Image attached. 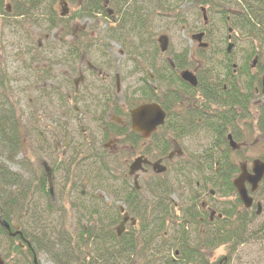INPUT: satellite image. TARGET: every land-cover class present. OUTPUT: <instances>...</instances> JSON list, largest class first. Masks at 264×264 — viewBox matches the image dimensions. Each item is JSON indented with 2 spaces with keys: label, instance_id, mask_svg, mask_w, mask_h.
<instances>
[{
  "label": "rangeland",
  "instance_id": "obj_1",
  "mask_svg": "<svg viewBox=\"0 0 264 264\" xmlns=\"http://www.w3.org/2000/svg\"><path fill=\"white\" fill-rule=\"evenodd\" d=\"M22 1L26 2L25 9L28 11V14L23 18L11 17V19H8L1 16L2 12L0 10V73L5 80L8 78L11 81L9 91L0 88V99L9 98V101L12 102L9 104L15 109L18 123H20V126L23 123L27 125V129L20 132L23 144L22 153L17 156L15 162L6 161L5 165L11 171L19 173V165L22 163L23 169L27 170H24L27 172L24 175L26 184L28 182L34 185L37 182L36 174L40 173L38 167L39 165L43 167V162H45L47 176L51 173V177L48 176V182L53 184L52 187L50 186L54 194L51 199L53 210L57 209V212L54 213L50 210L51 214H48L47 219L52 221L54 225L58 226L68 219L71 225L74 226L73 224L77 221V215L72 214V219L68 218L65 209L68 204L62 199L63 196L71 198L70 202H72L78 196V193H81V190L84 195H89L88 191H92L88 183L87 185L80 183V179L83 178V173L80 172L84 164L78 160L81 159L82 161L87 154V150H85L86 143H83L86 138L91 139V143H96L95 145L98 146L97 142L103 136L94 123V120L101 115V106L98 105L99 101H94L92 97L95 99V96L101 93L104 82L96 73L95 76L90 75V64L93 67L97 66L99 70L118 71L120 76L119 97L123 99V106L126 109H131L133 104L141 102L137 97L138 95H136V89L140 86L138 80L141 79L136 66L140 67L142 64L147 66L149 62H152L155 70H159L168 67L173 58L185 51L191 54L192 61H190L193 62L192 65L188 66L190 67L189 70L193 71L196 68L199 70L198 76L203 80L204 88L213 91L212 96H216V92L210 87L213 84L217 87L219 80H224V85H228L231 81L242 87L253 78L255 89L260 88L258 80L261 81L264 76V66H262L263 72L251 70L247 74L243 71L247 64L248 57L246 53H250L251 50L255 49L258 53L259 42L253 40L254 37L250 36L248 29L241 31L240 26L234 28L230 20L227 23L222 22L219 12H226V16L233 18L234 13H245V8L250 6L253 16H263L264 0H224L226 5L222 2L223 0H134V4L130 2H127V4H130V7L136 5L140 8V12L136 17L133 15L127 22L122 21L124 19V8L121 5L122 3L116 0L110 1L109 9L115 11L111 17L102 14L93 17L77 16V18L73 14L76 13L80 2H82L81 7H84L91 0H63L67 3V6H60L61 0H45L37 9L32 11L29 10L32 6L29 5L28 0ZM16 2L19 5L21 0H5L2 8L12 7L11 10L15 9ZM202 7L207 9V25L204 24ZM62 9L69 11L67 17L64 16L65 18L61 17ZM51 20H54L55 27H50ZM72 29L75 31V40L72 36ZM229 29H232L234 34L230 41H228ZM202 31L207 36L203 39V43L209 47L204 50L199 47L196 41L192 40V36ZM48 35L49 40L46 39ZM163 35L168 36L170 40L166 53L161 52L158 43V39ZM229 42L234 45L230 55L226 53ZM38 45H42L44 48H38ZM70 46L78 48L80 51L81 57H77L78 62L75 65L77 70L82 68L83 71H87V74L84 72L86 84L81 85L84 95L89 94L85 101L83 114L74 113L72 105L68 102L66 91L63 89L65 86L64 81H67L68 78V74L65 73L66 69L60 73L59 78H57L55 71L57 68L53 48H60V55L66 58L67 48ZM257 53L251 60H248V64L258 55ZM229 56H231L230 61ZM106 59H109L112 63L108 67L105 63ZM261 60L264 64V55ZM226 64L231 66L235 77H225L224 67ZM169 76L171 75L169 74ZM75 77L78 78L77 74ZM151 85L156 90L159 88L158 94L163 100L167 86L172 87L170 83L160 82L151 83ZM89 89L92 90L88 92ZM55 90L59 95L55 94ZM184 94L185 102L189 106L193 101L201 100L198 94L194 93L193 101L188 93L184 92ZM249 99L247 118L235 119L243 128L240 131L245 134L248 146L239 158L231 156L230 160L247 161L251 166L253 160L264 157V135H261L264 134L261 130V127L264 126V96L262 94L252 95ZM209 108L207 111L211 113H213V110H220L211 104ZM220 111L222 112V110ZM37 118L38 122H36ZM80 120H83L82 125ZM260 122L262 125L258 127ZM68 123L72 128L71 138L74 142L73 144L71 142L70 152L66 156L61 152L57 155L59 137L62 146L66 142V133L69 129ZM82 129H85L86 132L83 133ZM103 141L106 143L107 139ZM182 144L184 149L202 152L208 142L200 133L195 140ZM128 153L130 151L127 150L125 158L116 156L114 160L110 161L114 164V170L119 168V174L124 171L128 172V168L124 164L125 159L129 156ZM1 154L2 150L0 149V156ZM136 156L137 153L134 158ZM84 160H86V164L91 162L87 159ZM73 164H78V166L74 168L73 172H67V168H71ZM167 166L170 169L167 178L171 179L173 187V194L170 198L177 204V208L173 207L174 205L169 200L163 199L162 202L165 205L159 206L162 209L161 213L157 214L152 212V209L151 211L148 210L146 220L138 221L136 231H134L135 237H138V250L125 254L120 264H168V258L178 260V256L174 252L180 251L178 242L181 243L182 239L186 238L188 244L192 243L194 247L200 245L205 239L203 231L198 226L187 225L184 222L189 220L184 212L190 208L191 197L196 192L195 186L191 187V184L197 182L198 174L202 172L187 169L184 174H177L175 173L177 164L172 163L167 164ZM78 167L81 169L77 170ZM194 167L192 166L193 170ZM150 173L152 172L150 171ZM209 186L211 189L218 191V187L215 188L212 184ZM15 189L18 190L19 187ZM38 190V188L34 189L27 198L30 212L27 211L28 214L26 215L21 211L20 215L16 214L12 218L13 224H23L29 230L28 232H31L30 228L35 225L32 221H38L34 216L35 213L44 211L49 204L43 200V196H40ZM27 191L30 192V189H27ZM217 191L216 202L224 203L222 192ZM97 192L110 204L118 202L102 190ZM143 192H145L144 189ZM64 193L66 194L63 195ZM17 197H19L18 192L10 198L17 199ZM58 197L59 206L57 208L56 199ZM150 201L152 200L148 199V206L155 203V200L154 202ZM64 204L65 206L62 207ZM118 204L121 205L122 202L119 201ZM166 206L168 212L164 211ZM182 215L183 217H181ZM26 222H28L27 225ZM144 222L148 223V229L143 233L142 224ZM118 223L113 226V229L117 227ZM67 224L69 225V221ZM263 224L264 214L259 218H255L253 224L250 225L249 231L252 232V236ZM258 238L260 239V237ZM262 242L248 243L236 250L235 253H233V247L229 243L218 245L219 247L214 249L216 251L214 260L217 262L222 260L223 263L225 262L224 264H264V253L261 250L264 243ZM4 244L5 239L0 233V249ZM211 252L210 249L204 251L207 254ZM1 254L3 257L5 256L3 252ZM230 254L233 256L232 259H230ZM21 257L16 252L12 254L11 258L9 257L10 259L6 256L4 258L7 260V264H22ZM38 258L40 264H55L43 252L39 253ZM224 258H226L225 261ZM17 259L20 262H16ZM79 260L81 262L85 261L83 256ZM75 264H80V262L78 261ZM177 264H181L180 259Z\"/></svg>",
  "mask_w": 264,
  "mask_h": 264
},
{
  "label": "trees",
  "instance_id": "obj_2",
  "mask_svg": "<svg viewBox=\"0 0 264 264\" xmlns=\"http://www.w3.org/2000/svg\"><path fill=\"white\" fill-rule=\"evenodd\" d=\"M44 1L45 0H28L29 5L32 6L29 10L32 11L37 9L38 6L44 3ZM116 1H120L122 3V7L124 8V19L122 20L124 22L130 20L133 15L136 17V15L140 12V8H138L136 5L135 7H130V4H127V2L134 4V0ZM222 2L225 4L224 0ZM204 4L206 5V3ZM2 7H0V10L2 13H5ZM25 7L26 2H23L19 6V12L24 14V16L28 14V11L25 9ZM100 9H102V7H100ZM219 13L221 15L222 22L227 23L231 21V24L234 26V28L240 26L241 31L248 29L250 36L254 37L253 40L258 41L260 44L258 53L255 48V50H251L250 53H246L248 58L246 60V67L243 71L247 74L251 72L248 60H251V58L257 53V71L263 72L262 66H264V64L262 63L261 59L264 55V13L263 16H253L251 7L248 6L245 8V13H234V17L231 18L230 21L227 20L228 16H226V12L220 11ZM55 25L56 24L54 20H51L50 27H55ZM190 60L191 54H188V52L185 51L179 56L173 58V67L168 66L170 67L171 71V77L169 81L173 90V92H171V100L174 101L176 108L183 107L185 102V99L182 98L181 95L182 92L188 93V95L199 92L203 95L201 100L204 101V107H207L206 103L209 104V106L210 104L214 105V103H217L220 110H225V112H228V114H223L222 117L228 119L229 115H231L234 117V119H246L249 113V98L252 95H255L254 79L249 77L251 79L242 87L230 81L229 84L226 85V89H224V80H219L218 88L214 90V92H216V96L209 97L207 94L211 91L204 88L202 80L200 81L198 88H192L188 84L182 82L179 78L178 72L189 65V63L192 61ZM230 60L231 59L229 58V61ZM224 70L226 72V77H235L229 64L225 65ZM165 78V74L162 73L161 77L158 79V82L165 83ZM258 84L260 85V80H258ZM10 85L11 81L8 78L5 80L0 73V88H5L7 91H9ZM192 96L195 97V95ZM149 101L150 100H147V102ZM9 103H12L9 101V98L3 100L0 99V149L2 150V154L0 156V216L8 223H11L13 216H16V214L20 215L21 211L24 214H26L27 211L30 212L29 201H27V198L31 195V192L34 191V189L36 190V188H38L40 196L42 195L43 200L49 204L45 207L44 211H37L35 213L34 216L38 221H32L35 225L30 228L31 232H28L29 230L27 229L28 234H25V237L29 240L32 248L38 255L41 252L45 253L50 261L54 262L55 264H75L78 263V261L80 264H120L124 258L119 253V251L121 250V244L123 243V240L126 239V237L119 239L116 232L113 230V226L116 225L121 215L115 204L106 202L97 191L102 190L108 193L113 199L122 201L128 210H133V216L138 221H140L146 220L148 210L151 211L152 209V212L157 214L162 212V209L159 208V206L165 205L162 200H168L169 196L172 194V187H168V184L156 180L155 187L153 188L155 203L151 206H148V192L151 190V188L147 184L145 185V195L142 194V192H137L133 189L132 191H129V188L127 187V179L120 176L121 174H119V168L114 170V164L110 162L111 160L108 157L105 158L99 154L94 155L93 147L86 145L85 150H87V154L83 157L82 161L81 159L78 160L84 164V167L80 172L83 173V178L80 179V183H84V185H87L88 183L92 191H88L90 193L89 195H84L83 191L81 190V193H78V196L72 202H70L71 198L63 196L62 199H64L68 204L65 207L68 218L72 219L71 215L74 214L78 216L77 221L75 224H73L74 226L71 225L70 220L68 219L66 222L60 223L58 226L54 225L52 221L47 219L48 214H51V211L52 213L57 212V209H55V211L53 210V204L51 202L52 197L50 194L51 187L50 183L48 182L45 162H43L44 168L41 165L38 167L40 173L38 175L36 174L35 178H37V182L34 185H31L28 182L26 184L24 175L27 174V172H25L27 170L23 169L24 166L22 163L19 165V173L11 171L5 165L6 161L15 162L17 156L23 151L20 138V123H18L19 120L17 119L18 117L16 116L15 109ZM162 105L163 108L168 111V104L164 102ZM177 124L178 125L176 127L172 128L173 134L177 137L193 134V132L195 134L197 132L201 133L204 131H207L213 135L214 132L216 135V142L214 145L210 146L208 149H204L203 153H200L197 158L193 157V164L188 163L184 166V168H186L185 170L189 168L191 171H203L205 173L206 167L209 166L210 171L213 172L215 163H217V173L220 175L225 173L228 174L227 177H218L217 182L224 180V186L226 187L225 191L230 192L229 189L232 188L230 181L233 175L237 173V167L231 168L232 164L230 163V166L226 160V157L228 155L230 156V150L227 147L226 140L228 121L224 125L223 119L214 120L212 116L205 114L203 124L196 125V129L192 132L189 131L188 123ZM261 128L264 130V126ZM116 134L124 138V143L126 142L130 146L142 141L139 136H136L133 133L128 139L126 132L122 130V128H120ZM133 137L138 138L139 141L137 139L134 141ZM153 140L156 141L157 147L161 150V152L166 155L168 149L171 148V144L165 138V127L161 128L159 134H155L153 136ZM200 157H203L205 160L203 161ZM84 159L90 160L91 162L86 164V160ZM76 166H78V164H73L71 168H67V172H73ZM192 166H195L194 170ZM80 167H78L77 170L81 169ZM17 187H19L18 190L15 189ZM27 189H30V192H28L29 190L27 191ZM85 190H87V188H85ZM17 192L19 196L17 199L10 198L11 196L13 197V194ZM65 194L66 193L63 195ZM144 197L145 199H143ZM56 200L58 208L59 197ZM64 206L65 204L62 207ZM167 210L168 208L166 206L164 211L168 212ZM44 213L45 215L43 216ZM245 220L247 221V218H245ZM68 221L69 225L67 224ZM238 221L240 223L239 231L234 232L231 229V226L228 225L220 228L219 232L217 231L216 235L214 236L217 238L218 245L229 243V245L232 244L235 246L234 244L240 245L242 242H244V239L246 238L243 235L247 229V223L241 218H239ZM147 229L148 223L146 224L144 222L142 224V232H146ZM1 231L5 233V230L2 229ZM240 232L242 234L241 237H239ZM256 234H258V232H255L254 235ZM250 236L252 237V233H250ZM130 237L134 236L130 235ZM178 243L179 248H181L182 243ZM138 244V241L124 243V247L129 249L125 252L130 250L132 252L135 250L137 251L136 248ZM210 245L212 246L211 243ZM12 249L13 252H17L19 255H21L22 250L16 244L15 240H12ZM174 254L176 255V252H174ZM82 256L85 261L81 262L79 259H81ZM177 256L178 260H174V258H168V264H177L179 259L180 263L182 261L185 262V260L189 263H199L201 260L199 258L189 259L181 250Z\"/></svg>",
  "mask_w": 264,
  "mask_h": 264
},
{
  "label": "flooded vegetation",
  "instance_id": "obj_3",
  "mask_svg": "<svg viewBox=\"0 0 264 264\" xmlns=\"http://www.w3.org/2000/svg\"><path fill=\"white\" fill-rule=\"evenodd\" d=\"M3 2L5 0H0V7H2ZM18 2V1H17ZM16 2L15 9L13 8L11 10L10 7H7L4 9L5 13H2L1 16L6 17L8 19H11V17L14 18H23L24 14L20 13L19 6L25 2L22 1L18 5ZM63 2V0L60 1V3ZM80 2V1H79ZM63 6H67V3L64 1ZM110 0H96V1H88L86 6H82V2L78 5V9L76 10V13L73 15L77 18V16H99L102 14H106L107 17H111L114 15V10L109 9ZM102 7V9H100ZM64 8V7H63ZM14 10V12H13ZM78 11V13H77ZM20 13V14H19ZM69 13L67 9H62L61 17L65 18L66 15ZM65 16V17H64ZM78 17V18H79ZM230 17H227V20H230ZM206 23L208 22L205 18ZM73 33L72 36L75 40V31L72 29ZM199 34H204V37L202 38V41L199 42L195 40L194 38L197 37ZM233 32L231 31V34H229L228 41L232 40ZM206 33L204 31L192 36V40L196 41L199 45V47L204 50L202 47L204 45L203 39H205ZM46 39L49 40V35L46 36ZM169 39V37H168ZM159 42V41H158ZM170 42V40H169ZM230 43V42H229ZM229 45V44H228ZM38 48H44L42 45H38ZM228 47V46H227ZM206 48H209L208 45ZM60 48H53V55L55 57L56 62V74L57 78H59L60 73L66 69V74H68L67 81H64L65 86L63 89L66 91V96L68 99V102L70 105H72V110L75 114L81 113L85 110L86 105V99L88 95H84V93L81 90V87L83 84H86V78L84 75L83 69L76 68L77 64V57H81L79 54L78 48H73V46H70L67 48V56L66 58L62 57L60 54ZM230 55V54H229ZM231 56H229L230 58ZM63 59V60H61ZM106 59L107 67L108 65H111L110 60ZM193 62H190L189 65H187L185 68L181 69L178 72L179 77L182 76L183 73L189 72L191 73L197 80V85L192 86V88H198L200 81L202 80L200 76H198V69L191 71L189 70L190 64L192 65ZM169 66L173 67L172 62L169 63ZM235 67V66H234ZM137 73L141 75V79L138 80L140 86L137 87V97L140 99L141 102H137L134 104V108L130 109V112L134 110L135 108H138L143 105L148 104H159L160 106L163 105L162 103L168 104V111H166L164 108V111L166 113L165 121L162 126H159L156 131L150 136L148 139H144L143 136L140 133H136L133 130L132 126V119L129 112V109H126L123 106V99L119 96V82H120V76L118 74V71H106V70H99L96 67H93L91 64L89 65V70L91 72L90 75H94L95 73L101 81L104 82V87L101 90V93L98 96L92 97L94 101H99L98 105L101 106L100 116L94 120V123L98 127V131L102 132L103 136L101 137L100 141L97 142L96 146L94 143H91V139L86 138L85 142L86 145H90V147H93V154L94 155H102L105 158H109L110 160H114L116 156H123L125 158L126 151H130L128 153V158L125 159L124 164L128 168V172L121 173V177H125L128 182V188L129 191L136 190L137 192H142L143 194H146L143 192V189L145 190V185L147 184L151 190L148 192L149 199H151V202H154L155 195L153 188L155 187L156 180L162 181L163 183L168 184V187H172L171 185V179L167 178L168 171L170 170L167 166V164L175 163L177 164V167L175 168V173H182L184 174L186 168H184L185 165L188 163L193 164L192 158H197V156L202 152H194L188 149L183 148L184 142H189L190 140H195L197 137H199L200 133L197 132L194 134H187L182 135V137H177L173 134V127H176L177 123H188L189 125V131L192 132L196 128V125H202L204 122L205 114L212 116L214 120H224V125L228 121V128H227V134H226V140H227V147L230 150V156L228 155L226 158L228 164L232 167H237V173L233 175L231 178L230 184L231 189H229L230 192H226V187L224 186V180L221 182H217L218 177H227L228 174H218L217 173V163H215V168H213V172L210 171V167H206V172H202L198 174L197 182L191 184V187L195 186L196 192L193 197H191V205L190 208L186 209L185 216L189 217V220H185L184 222L187 225H195L198 226L201 231H203V234L205 236V239L200 243V245H197L194 247V245L191 243L188 244L186 238L181 240L182 246L180 250L186 254V257L189 259H201L196 264H224L222 260H219L218 262L215 259L214 253L216 252L214 249L218 248V241L217 238L214 236L216 235L217 231L219 232V229L224 226H231V229L235 231H239V218L244 220L246 225V231L243 235L246 239H244V242H242L240 245L234 244L233 246V253L236 252V250L240 249L242 246L254 242V241H263L264 243V224L258 229V234L254 236H250L249 234L252 233L249 231L250 225L253 224V221L255 218H259L264 214V178L256 184L255 187H253V184L250 181H246L244 183V187L247 191V195L249 199L251 200V203L249 206H246L245 203L241 200L239 193L237 189L235 188L233 182L236 178H238L242 174V168L246 169L247 174L250 176H253V168L254 163L256 161H261L264 163V157L256 158L252 161L251 166L249 165V162L247 161H241L238 162V160L234 161V159H231L232 157H240L243 151L247 149V142L245 139V134L240 131L243 130L242 126H240L239 122L234 119L233 116L229 115V118L226 119L222 117L223 114H228V112L225 110H213V113L208 112L207 110L209 108V104L206 103L207 107H204L203 100H200L199 102L193 101V96L195 94H198L200 98L203 97L202 94L199 92L190 95L191 100L193 101L191 103V106L187 105L186 102H184L183 107L184 108H176L174 101H172V95L171 92H173L171 87L167 86V91L165 93L164 100L160 98L158 92L159 88L153 87L151 83L158 82V79L161 77V74H165V83H170V77L171 75L170 67H164L160 68L159 70H155V67L152 62H149L147 66L141 65L140 67L136 66ZM250 70H257V64L255 66L252 64L250 65ZM210 72V71H208ZM87 74V71L85 72ZM77 74L78 78L76 79L75 75ZM226 74V73H225ZM63 76V75H61ZM56 77V76H55ZM226 77V76H225ZM140 78V77H139ZM203 81V80H202ZM82 85V86H81ZM261 85V81H260ZM170 86V85H169ZM210 89L215 90L218 88L215 87L216 85H211ZM215 87V89H214ZM226 85H224V89H226ZM261 87V86H260ZM92 89H89L88 92H90ZM212 92L208 93L207 95L209 97L212 96ZM55 94L59 95L57 90H55ZM262 94L260 89H255V95ZM182 98H184L185 94L181 93ZM263 95V94H262ZM215 96V95H214ZM264 96V95H263ZM185 99V98H184ZM59 100V99H58ZM147 100H150L147 102ZM195 100V99H194ZM137 105V106H136ZM214 106L218 107L217 103H214ZM92 108V107H91ZM89 109V111L91 110ZM219 108V107H218ZM38 122V118L36 120ZM80 123L82 125L83 120H80ZM79 123V125H80ZM262 123L260 122L258 124V127ZM23 125V127H22ZM20 126V131L26 130L27 125L26 123H23ZM78 125V123H76ZM67 126L69 129H67V136H66V142L62 146L60 143L61 138L59 137V142L57 143V155L59 152H61L64 156H66L70 152V148L74 142L71 138V132L72 128H70V124L68 123ZM37 127V126H36ZM119 127V128H118ZM165 127V138L167 141L170 142L171 148L168 149V152L166 155H164L161 150L157 147L156 141L153 140V136L155 134H159L161 128ZM122 128L126 132V136L129 139L130 136L135 134L136 136H139L142 141H139L138 138L133 137V140L136 141V139L140 142H137L135 145H128L126 142L124 143V138L116 134L118 130ZM205 129V127H204ZM262 130V129H261ZM83 133L86 132L85 129H82ZM264 132V130H263ZM204 138H206L208 145L204 147L205 149H208L210 146L214 145L216 142V135L213 132V135L211 133H208L207 131H204L201 133ZM264 135L263 133L261 134ZM229 136L232 137L233 142L235 145H237V149H233L231 147V142L229 140ZM107 139V142L104 143L103 140ZM72 142V144H71ZM192 144V143H191ZM84 146V145H83ZM86 147V146H85ZM141 147V148H140ZM141 150V151H138ZM97 153V154H96ZM137 153V156L134 158L135 154ZM156 156V157H155ZM113 157V158H112ZM134 158V160L131 162V160ZM143 159V161H147V164H143V170L137 171L136 173H131L129 171V167L137 160V159ZM203 161L205 160L203 157H200ZM218 159V158H217ZM216 160V159H215ZM161 164L166 168V171L164 173H157L155 172L153 165L155 164ZM195 163V162H194ZM231 163V164H230ZM184 168V169H183ZM182 170V171H181ZM150 171L152 173H150ZM210 184H212L215 188L218 187V191H221L222 195L224 196L223 199L225 202L223 203H217L215 196L216 191L214 189L210 188ZM50 186L52 187L53 184L50 183ZM217 191V192H218ZM51 197L54 196L53 191H50ZM172 194H173V187H172ZM171 194V195H172ZM170 195V196H171ZM168 198V200L174 205V207L177 208V204L172 201V199ZM121 212V211H120ZM133 210H128L127 208L124 209V212H121V218L119 220V223L115 229H113L117 237L119 239L125 238L123 240V243L121 244V250L119 253L124 257L125 254L132 253V251L125 252L129 250L128 248L124 247V243H130L137 241L138 237H135L134 231H136V227L138 225V220L135 219L133 216ZM28 212H26V215ZM183 217V215L181 216ZM2 217L0 216V219ZM247 218V221L245 220ZM3 219V218H2ZM5 220V219H4ZM126 220V221H125ZM183 221V219H182ZM8 223V222H7ZM10 225L11 231H8L5 227L2 226L0 221V233L3 235L5 239V244L0 249V264H7V260H5V256L10 259L12 254H15L12 249V240L16 241V244L21 248V262L22 264H35V260L37 261V264H40L38 254L35 252V250L32 248L29 240L25 237V234L27 233L26 226L23 224H13L12 220L11 223H8ZM28 222H26V225ZM115 226V225H114ZM5 230V233L1 230ZM204 229V230H203ZM241 237V232L239 233ZM134 236V237H130ZM263 236V238H262ZM258 237H260V240ZM212 246L210 245V243ZM235 243V242H234ZM206 249H210L212 251L210 254L204 253ZM138 250V248H137ZM262 252L264 253V245L262 247ZM208 251V250H207ZM5 255L3 257V255ZM176 255H179V252H176ZM10 257V258H9ZM233 256L230 254V259H232ZM185 260V259H184ZM226 258H224V261ZM264 260V258H263ZM16 262H20L19 259L16 260ZM193 262H187L185 260L181 262V264H192ZM250 263V262H249Z\"/></svg>",
  "mask_w": 264,
  "mask_h": 264
},
{
  "label": "water",
  "instance_id": "obj_4",
  "mask_svg": "<svg viewBox=\"0 0 264 264\" xmlns=\"http://www.w3.org/2000/svg\"><path fill=\"white\" fill-rule=\"evenodd\" d=\"M203 37L204 34H199L194 39L201 42ZM158 41L161 47V51L165 53L169 47L168 37L162 36L159 38ZM202 47L206 48L207 45L204 44ZM232 48L233 45L232 44L229 45L228 53L231 52ZM254 66H255V62H254ZM181 77L185 82L189 83L190 85L192 86L197 85V80L191 73L185 72L182 74ZM261 85H262V94L264 95V76L262 78ZM130 115L132 119L133 130L136 133H140L144 139L150 138V136L156 131V129L159 126L163 125L166 116L162 107L157 103L140 106L132 110L130 112ZM229 140L231 142L230 143L231 147L233 149H237L238 147L233 142L231 136H229ZM143 164H147V161H143V159L141 158L137 159L130 167L131 173H136L137 171L143 170L142 167ZM153 168L157 173H164L166 171V168L159 163L153 165ZM48 176L50 178L51 173ZM263 178H264V163L261 161H256L254 163L253 176L251 175L249 176L246 172V169L242 168V174L234 180L233 184L237 189L241 200L245 203L246 206H249L251 200L247 195V191L244 187V183L246 181H250L253 184V187H255L256 184L260 182ZM121 211L123 212V209H121ZM0 221L3 227H5L8 231H11L10 225L4 219L1 218ZM35 264H37L36 260H35Z\"/></svg>",
  "mask_w": 264,
  "mask_h": 264
}]
</instances>
